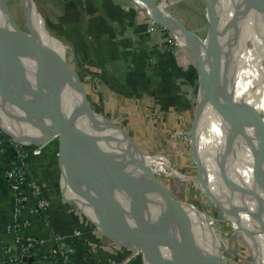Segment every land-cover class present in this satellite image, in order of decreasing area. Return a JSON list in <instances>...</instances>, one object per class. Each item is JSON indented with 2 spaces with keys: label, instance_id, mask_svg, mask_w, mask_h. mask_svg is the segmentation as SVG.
<instances>
[{
  "label": "crops",
  "instance_id": "crops-1",
  "mask_svg": "<svg viewBox=\"0 0 264 264\" xmlns=\"http://www.w3.org/2000/svg\"><path fill=\"white\" fill-rule=\"evenodd\" d=\"M134 1L140 7L150 9V0ZM57 2L61 7L70 2L72 8L76 7L77 3L83 12L81 17L83 32L79 29V33L72 34L67 44L69 45L71 68L77 75L78 86L82 95L87 98L91 109L97 114L102 111L92 104L93 99L98 98L97 93L93 91V86H95L105 95V110L110 115L129 110L138 112L140 109L144 112L148 110L159 113L162 116L160 119L148 122L150 127L147 124L145 126L147 130L150 128L152 138L156 141L150 146L146 145L144 149L157 148L173 162L178 163L189 175L187 178L175 176V179L189 185V181L197 178L198 182L206 186V179L198 165L192 143H176L166 138V132L171 129L189 130L190 132L193 130L197 116L199 67L195 52L187 44L195 48L199 47L200 50L197 49L201 52L198 43L187 35L179 34V36L182 35V39L177 41V47L173 49L169 46L172 32L153 24L154 20L147 11H140L135 4L131 5L130 2L54 0V3ZM164 11L170 17L171 22L177 24L172 21L171 12L165 7ZM225 12L229 13L227 7ZM206 15L209 28V17L208 14ZM228 18L231 20L230 17ZM235 22H237L236 19ZM236 30L239 31L238 27ZM240 42L237 43L242 45ZM153 58L156 59L155 64L151 62ZM220 58L225 61L224 54L220 53ZM237 58L243 64L242 56ZM242 91L245 93L243 89ZM224 96L230 106L239 111L231 95L225 91ZM121 122L125 123L124 120L115 123L128 134L127 128ZM224 132L231 136L227 126ZM236 136L243 137L239 134ZM245 137L248 142L251 141L248 136ZM133 138L135 137H131L132 140ZM242 139L244 141V138ZM240 141L246 145L245 142ZM58 151V140H50L42 144L39 152L31 149L28 151L25 162L29 176L40 184L49 205L43 213L32 212L30 209L36 208V200L31 198L29 207L24 208L20 214H16V194L6 178L5 171L13 167L20 159L13 145L3 144L0 152V241L4 245L15 248L18 239L28 237L43 239L44 243L38 244L34 254L28 257L31 260H26L30 264H48V255L50 256L51 251L56 247L54 238L58 236L63 237L60 242L61 246L74 248V252L71 253L72 264H142L140 256L135 257L133 251L128 252L127 248L118 246L106 238L77 203L66 199L62 189V170ZM220 160L222 156L211 151L210 163L219 166ZM241 175V179L251 177V174L245 170H241ZM186 188L185 191H188ZM189 191L198 192L199 196L197 189ZM216 194V192L204 193L207 198L211 196L212 201H215ZM172 196L174 197L173 194ZM253 208L264 212V203L256 201ZM224 210L229 215H235L230 208L223 207L217 201L212 205V212L209 215L199 209L208 216L211 227L218 221L217 213L222 212L223 214ZM223 218H225L224 215ZM237 219H239L238 216ZM237 219L236 224L237 222L239 224L240 221ZM212 220H215L214 224ZM26 221L28 224H25ZM222 228L227 231L232 230L231 226L229 228L222 225ZM74 229H79L81 233L72 236ZM245 238L252 247L255 260H261L264 254L262 243L257 239V242H251L248 236ZM237 239L235 237L234 249L241 245ZM198 242L200 243V240L197 237ZM197 249L201 254L198 247ZM215 259L222 264L221 258Z\"/></svg>",
  "mask_w": 264,
  "mask_h": 264
},
{
  "label": "water",
  "instance_id": "water-1",
  "mask_svg": "<svg viewBox=\"0 0 264 264\" xmlns=\"http://www.w3.org/2000/svg\"><path fill=\"white\" fill-rule=\"evenodd\" d=\"M19 1L25 10L27 29L18 24L8 0H0V104L15 124L26 131L22 135L25 140L42 145L58 138L62 189L65 192L68 188L74 195L69 200L78 202L82 211L114 244L133 252L140 251L142 264H219L215 258L203 257L198 252L197 230L187 206L174 198L160 182L131 137L115 122L91 109L78 86L75 71L66 61L65 44L49 31L36 1ZM204 2L209 17L205 38L174 17L172 21L180 28L174 27L173 22L156 19L150 9L146 11L156 23L177 35L182 31L207 49L209 56L204 59L187 44L195 52L198 62V95L201 85H205L209 89L211 105L223 114L224 108L215 93L218 88L205 70L209 59H218L214 44L218 40V32L215 34L217 11L207 0ZM153 4L157 6L156 0ZM34 11L39 18V27L48 38L41 34L33 18ZM49 37L55 42L54 46ZM26 58L34 60L31 72L26 67ZM222 70L218 59L213 72L220 75ZM68 90L76 98L71 108L65 102ZM197 110L191 143L198 165L204 171L195 135L201 116L199 105ZM6 124L0 120L3 129L8 127ZM104 127L119 129L132 140L129 156L110 150L109 138L98 133ZM224 157L219 161L220 175L227 184L235 186L224 167L228 155ZM261 169V165L255 164L253 175L264 182ZM154 195L161 197L164 204L152 218L149 208L155 202ZM87 205H90V211Z\"/></svg>",
  "mask_w": 264,
  "mask_h": 264
},
{
  "label": "bare ground",
  "instance_id": "bare-ground-1",
  "mask_svg": "<svg viewBox=\"0 0 264 264\" xmlns=\"http://www.w3.org/2000/svg\"><path fill=\"white\" fill-rule=\"evenodd\" d=\"M207 1L213 8H216L217 11L218 26L215 34L218 32V40L214 44L216 46L217 57L221 62L223 70L219 75L220 77L216 80L214 77H217L218 74L213 72V69L216 67L218 59H209L205 70L207 71V75L212 79L214 85L218 88L215 93L219 98V102L222 104L221 106L224 108V113L220 114L213 108L210 103L209 89L205 85H201L199 95L196 99L197 109L198 105L201 108V116L199 118L200 123L195 135L197 146L199 148V157L212 185L205 186L202 183L200 185L204 193L216 192L225 204L232 207V209L243 220V224L238 230L243 234L249 235L251 238L259 240L262 243L264 253V212L253 208V204L256 201L264 203V182L258 181L253 175V166L255 164L261 165V172L264 174V0ZM19 4L24 9L20 1ZM36 4L37 7H39L37 1ZM156 5L157 6L154 7L153 0H150V10L153 11L156 19L171 22L164 11V7L158 4ZM226 7L229 13L225 12ZM228 17H230L231 20ZM33 18L37 22L41 34L45 38H48L46 37L47 34L39 27V18L35 11L33 13ZM235 19L238 23L235 22ZM172 24H174V27L180 28L178 24ZM235 27H238L239 34ZM177 33L182 34L183 36L187 35L182 31L181 33ZM190 38L193 39L192 37ZM49 40L54 46L55 42L50 37ZM193 40L198 43L195 39ZM238 41L242 43V45L238 44ZM198 45L201 47V52H199V47H197L199 50L194 47L198 55L201 58L208 59L209 53L207 49L203 48L199 43ZM224 46L226 47V53L224 54L225 59L228 61L232 74L246 95L244 98L243 110L239 113H236L224 96L223 89L226 81V68L220 58L219 52V49L222 47L224 48ZM238 56H242L244 65L238 60ZM33 62L34 60L31 58L25 59L26 67L29 72H31ZM65 102L68 108H71L76 103V98L69 90L65 92ZM0 118L2 122L7 123L6 126L8 127L5 126V130L13 134L15 138L22 143H30L29 140H25L22 137V135H25L26 131L15 124L13 117L10 116L1 104ZM219 121H221V125L229 128L230 135L235 139L234 144L218 128ZM257 127L259 128L258 130ZM98 133L102 136H112L120 142V147L116 148L108 141L110 150L114 153H119L123 156H129L131 154V144L126 135L119 129L104 127L101 131H98ZM238 134L240 136H248L251 141L248 142L247 145H244L238 140L239 138H236V135ZM206 140H210L217 152L224 156L228 155L224 167L227 175L234 182L235 186H230L221 177L218 164L212 165L210 163L205 148ZM145 159L147 162L156 165V161L151 160L150 156H146ZM238 169H244L251 174V177L244 178L242 184V189L243 187L245 188L243 197L239 195V190L237 189L235 182V174ZM174 176L185 177V175L182 174ZM153 199L155 202L149 208V215L152 218H155L156 214L159 212L157 204H164V201L157 195H154ZM87 206L89 207L90 205ZM197 247L199 248L201 255L204 257L198 243ZM255 264H264V254L263 258L256 261Z\"/></svg>",
  "mask_w": 264,
  "mask_h": 264
},
{
  "label": "rangeland",
  "instance_id": "rangeland-1",
  "mask_svg": "<svg viewBox=\"0 0 264 264\" xmlns=\"http://www.w3.org/2000/svg\"><path fill=\"white\" fill-rule=\"evenodd\" d=\"M37 1L41 4L48 5V16H50V21L52 22V24L55 25V27L50 28L52 31L50 29L49 31L52 34L53 33L56 34L55 36L58 37L65 44L66 49L68 51L69 45L67 44V42L70 40L71 35L76 32L79 33V29H81L83 32V28H81L82 26L81 17L83 15L82 9L79 6H78L79 8H75V7L72 8L71 4H69L70 2H68V5H63V7H61L60 4L58 5V2L54 3V0H37ZM122 1L130 2L131 5L135 4L139 8L140 11L146 12V9L140 7L139 4L134 0H122ZM8 3L11 8L12 14L17 20V22L19 21L20 26L27 29V24L24 19L25 12H24V9L20 6L19 1L9 0ZM156 3L168 9L173 15V17H175L178 20L180 19L182 23L189 26L190 30L194 31L195 33H198L199 35H201L202 38L206 37L208 33V18L206 15L207 14L206 7H205L203 0H156ZM74 10L77 12V14L74 13ZM169 20L171 21L170 17H169ZM72 23H73V26L77 28L76 32H72L74 29L70 25ZM47 24L48 23H46V25ZM156 24L165 28L159 23H156ZM166 29L169 32H172L171 29L169 28H166ZM219 52L222 54H225L226 47L224 46V48L222 47L221 49H219ZM221 60L223 61L225 68H226L225 69L226 70L225 72L226 81H225L224 89L229 95L233 96L232 99L240 112L243 110V103H244V98L246 97V95L245 93H243L242 87L240 86V84L238 83L234 75L232 74L229 64H227L228 61L226 59L225 61L223 59ZM218 77L220 76L217 75V77L215 76L214 78H216L217 80ZM199 83L200 81L198 80L197 86L199 85ZM93 91L97 93L98 98L93 99L92 104L96 105V107H99L100 110H102L100 114L105 113V115L103 114L105 118L113 122H116V123L124 120L125 123L124 124L122 122L121 123L125 125L124 127L127 128L128 135H130L131 137L138 138L142 144L150 146V144L156 141V140H153L154 138H152L153 135L150 131V128L149 130H147L145 126L146 124L148 125V122H152L154 120L160 119L162 116L159 113H157L156 111L150 112L148 110L144 112L143 109H140L138 112L129 110V111H121L118 113H114L113 115H110L105 110V103H106L105 95L103 94L102 90L99 89L98 87L93 86ZM198 91H199V88H198ZM196 94H195V97H196ZM137 117L138 119H135ZM258 129L259 128L257 127V130ZM182 131L189 133L191 135V132L189 130L171 129L168 132H166V138L169 141H173L176 143L178 142H190L191 143V141H186L184 139L181 140V138L179 139L176 138V134ZM51 140L52 141L58 140V138L54 137ZM232 143L234 144V141ZM35 146L41 147V145H35ZM32 149L33 148H31V150ZM140 150L141 152L145 154L146 153L163 154L162 151L160 152L157 148H153V147L150 150H145L144 148ZM27 155L28 154H26L25 158L27 157ZM165 156L168 157L167 155ZM170 161L178 169H180V172L182 175H185V177L183 178H187L189 176L185 173L186 170L183 169L178 163L173 162L171 159ZM205 173L206 171L204 170L202 174H203V177L206 179V185L208 186L212 185L209 181V177L207 176V173L206 174ZM163 177H166L168 179H175L174 175H169V176L163 175ZM241 177H242L241 170L239 169L236 173V186H237V189L239 190V195L243 197V192L245 191V188L243 187L242 189V184H243L245 177L243 179H241ZM189 182L190 183L187 186L186 190L189 191V190L197 189L199 191V195L201 196L200 201L203 203V205L211 207V202L209 200V197L207 198L204 195V191L202 190V187L200 185L201 182L199 183L197 178H194ZM215 197H216L215 201H217L220 205L224 207V205L221 202L222 200L219 198L218 194H216ZM157 205H158L157 209L159 207L158 210H160V207H161L160 204H157ZM187 209L191 215L195 229L197 230V237L200 240V243L203 244V248H204L203 254L207 258L215 257V258H221L222 260L223 254H222L221 246L222 248H224L223 246L225 245V248H226L225 250L229 251V253L231 252L232 254V256L229 257L230 260H228V258L226 259L225 264H255L256 260L253 254L252 247L245 238L246 236H248V239L250 240L251 237L247 234L245 236V234H243L240 230H238V228L243 224V220L238 214L236 215H238V217L240 218L239 219L240 222L239 224L238 222L236 224L235 218L234 217L228 218V214L226 213L225 210L223 214L222 212H219L220 214L217 213L218 221L216 222V224H214L215 220H212L213 221L212 224L214 225L211 227L209 218L206 214H203L201 211H199V209L193 206H187ZM208 211H210V209H208ZM223 215L225 216V218H223ZM222 225H226V227L228 226L229 228L231 226L232 230L226 233L225 232L223 233V230H225V228H222ZM240 234L243 236H240ZM235 237L238 238V241L240 242L241 245L237 246L234 249Z\"/></svg>",
  "mask_w": 264,
  "mask_h": 264
},
{
  "label": "built area",
  "instance_id": "built-area-1",
  "mask_svg": "<svg viewBox=\"0 0 264 264\" xmlns=\"http://www.w3.org/2000/svg\"><path fill=\"white\" fill-rule=\"evenodd\" d=\"M153 24L156 25V22L153 21ZM182 38L177 35L175 32L170 33V42L169 46L173 49L177 47V41ZM152 64L156 63V59H151ZM176 138H181L186 141H191V135L186 132H178ZM5 143H9L14 146L18 152V157L20 161L16 163L13 167L8 168L5 171L6 178L11 185V188L16 194V214H20L22 210L26 207H29V201L31 198L36 200V208H31L32 212L37 211L38 213H43L46 207L49 205L47 197H45L44 191L39 183L30 178L25 156L28 153V147L30 144L22 143L19 141L13 134L7 130L0 127V152L2 151V146ZM40 147H35L32 149L34 152H39ZM144 157L150 156L151 160L156 161V165L150 166L151 169H157L161 174L160 176L166 175H177L181 174L180 170L166 157L164 154H145ZM64 196L67 200L70 197L74 196L69 189L67 188L64 192ZM74 202L73 200H69ZM78 204V202H75ZM79 205V204H78ZM80 207V206H79ZM90 211L88 207H86ZM25 224H28L26 221ZM81 231L79 229H74L72 236L79 235ZM63 237H55V248L51 251L50 256L48 255V264H72L71 263V253L74 252L73 247L64 248L61 246L60 242ZM43 239H37L35 237H28L25 239H18L17 246L15 248L4 245L0 241V264H30L24 258L29 257L34 254L35 248L38 244H43ZM135 257L140 256V251L134 252ZM123 264V263H122Z\"/></svg>",
  "mask_w": 264,
  "mask_h": 264
},
{
  "label": "trees",
  "instance_id": "trees-1",
  "mask_svg": "<svg viewBox=\"0 0 264 264\" xmlns=\"http://www.w3.org/2000/svg\"><path fill=\"white\" fill-rule=\"evenodd\" d=\"M37 1V0H36ZM37 3H38V5H39V8H40V10H41V12H42V14H43V16L45 17V20H46V23H48L47 24V27H48V29H50V28H52V27H55V25H53L52 24V22L50 21V16H48V5L47 4H41V3H39L38 1H37ZM76 7L75 8H79L78 7V4L76 3ZM74 13L75 14H77V12L74 10ZM24 19H25V21H26V16L24 15ZM18 24H19V21H18ZM26 24H27V22H26ZM20 25V24H19ZM72 26V28H74L73 29V31L72 32H76V27L75 26H73V24L71 25ZM51 30V29H50ZM52 31V30H51ZM54 35H56L55 33H53ZM75 34V33H74ZM66 61H67V63L71 66L72 65V63H71V60H70V53L67 51V57H66ZM226 76V75H225ZM73 83H76L75 82V80H74V82ZM76 87V86H75ZM76 90H77V88H76ZM78 91V90H77ZM223 91H224V95H225V89H223ZM79 92V91H78ZM233 98V96H231V99ZM237 113L239 112L238 110H235ZM218 128L221 130V132L223 133V134H225L229 139H230V141H234V137H232V136H229V134H226L225 132H224V130H225V126L224 125H221V121H219V123H218ZM106 137H108L109 139H108V141L114 146V147H116V148H118V147H120V142L117 140V139H115V138H113L112 136H109V135H106ZM126 137H127V139H128V141H129V143L131 144V142H132V140L126 135ZM236 138L238 139V137L236 136ZM242 138H244V141H243V139ZM242 138H240L239 137V140H242L243 142H245V144L247 145L248 144V139L245 137V136H243ZM133 140H134V143L136 144V146L138 147V148H140V149H143V148H145L146 147V145L145 144H142L138 139H135V138H133ZM247 141V142H246ZM250 142V141H249ZM28 144H30L28 147H26L27 149H31V148H35V147H37V146H35V144H33L32 142H30V143H28ZM205 148H206V151H207V154H208V156H210V153H211V151H215V152H217V150L213 147V145L211 144V142H210V140H206L205 141ZM146 150V149H145ZM219 155H221L222 156V161L224 160V155H222V154H220L219 152H217ZM148 165L149 166H154L153 164H151V163H149L148 162ZM239 170V169H238ZM237 170V171H238ZM240 170H244V169H240ZM190 171V170H189ZM154 173L158 176V178H159V180H160V182L174 195V197L177 199V200H179V201H182V202H184V203H186V204H189V205H191V206H193V207H195V208H197V209H204L203 211H205L208 215L209 214H211V212H212V205H214V200L212 201V198H211V196H209V200H210V202H211V207L210 206H206V205H203V203L200 201V195L198 196V192H194V191H185V188H186V186H188V184L187 183H183V182H181L180 180H178V179H168V178H166V177H163V176H160L161 174L158 172V170L157 169H155L154 170ZM237 173V172H236ZM182 178V177H181ZM235 182H236V174H235ZM201 184V183H200ZM220 198V197H219ZM222 202V204L224 205V206H226V207H228V208H230L232 211H233V213L235 214L234 216H232V215H229L228 214V218L230 217H234L235 218V221H236V219H237V216L238 215H236L237 213L232 209V207L230 206V205H228V204H225L223 201H221ZM208 209H210V211H208ZM159 211V210H158ZM240 219V218H239ZM239 219H237V220H239ZM226 233V232H228L227 230H225V231H223V233ZM251 242H257V240L255 239V238H251V240H250ZM199 245H200V247H201V250H202V252L204 251V248H203V244H201V243H198ZM224 248H222V246H221V250H222V254H223V257H222V264H225V261H226V259L228 258V260H230V258L229 257H231L232 256V254H231V252L229 253V251H226L225 249V245L223 246ZM245 249V248H244ZM128 252H132L131 250H129L128 249ZM204 255V254H203ZM204 257H206L205 255H204Z\"/></svg>",
  "mask_w": 264,
  "mask_h": 264
}]
</instances>
